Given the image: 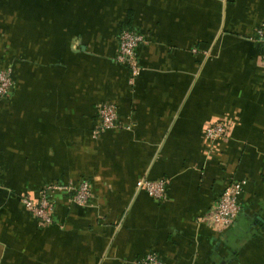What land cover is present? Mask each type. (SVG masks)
<instances>
[{
	"label": "crops",
	"instance_id": "crops-1",
	"mask_svg": "<svg viewBox=\"0 0 264 264\" xmlns=\"http://www.w3.org/2000/svg\"><path fill=\"white\" fill-rule=\"evenodd\" d=\"M264 0H0V264H264ZM144 37L129 83L118 34ZM129 130L94 137L95 109ZM225 121L213 146L204 128ZM230 177L241 214L223 233L206 215ZM88 179L78 206L53 193L45 227L20 202ZM168 181L164 203L138 189Z\"/></svg>",
	"mask_w": 264,
	"mask_h": 264
},
{
	"label": "built area",
	"instance_id": "built-area-1",
	"mask_svg": "<svg viewBox=\"0 0 264 264\" xmlns=\"http://www.w3.org/2000/svg\"><path fill=\"white\" fill-rule=\"evenodd\" d=\"M256 38L264 46V24L256 30ZM144 42L142 34L124 29L118 36V49L116 61L125 64L129 68V83L132 84L138 73V48ZM264 72V57L261 61ZM264 76V74H263ZM12 70L5 68L0 70V100L7 99L12 90ZM97 123L93 130L94 137L121 129L129 130L131 125H124L118 116L117 105L113 102H103L96 106ZM226 122L214 121L210 122L203 130V137L206 142L213 146L225 137ZM245 181L230 177L226 183V187L222 194L217 198L212 208L206 215L208 222L217 230L223 233L231 229L241 214V204L239 201L240 194L243 191ZM168 181L165 179H142L138 183V189L143 190L151 199L156 202L164 203L167 199ZM55 192H63L68 199L78 206H88L91 202L92 187L86 180L77 183H69L66 185L52 184L41 190L36 199L28 196H21L20 202L25 210L31 214L39 226L45 227L52 223V213L54 203L52 194ZM134 264H166L154 251H151L142 259Z\"/></svg>",
	"mask_w": 264,
	"mask_h": 264
},
{
	"label": "trees",
	"instance_id": "trees-1",
	"mask_svg": "<svg viewBox=\"0 0 264 264\" xmlns=\"http://www.w3.org/2000/svg\"><path fill=\"white\" fill-rule=\"evenodd\" d=\"M125 29V28H124ZM124 29H122V30H124ZM122 30L119 32V34L122 32ZM131 30V29H130ZM134 31V30H133ZM119 34H118V36H119ZM117 49H118V47H117ZM116 54H117V52H116ZM116 57V56H115ZM123 65H125V64H123ZM127 66V65H126ZM5 68H8V67H4V66H0V70L1 69H5ZM130 73V72H129ZM7 100V99H6ZM104 102H111V101H104ZM96 123H97V118H96V111H95V126H96ZM82 180H86V181H88L89 183H90V185H91V182L88 180V179H80L79 181H82ZM78 181V182H79ZM91 187H92V185H91ZM21 196H23V194H20L18 197H19V199H20V197ZM25 196V195H24ZM22 204V203H21Z\"/></svg>",
	"mask_w": 264,
	"mask_h": 264
},
{
	"label": "rangeland",
	"instance_id": "rangeland-1",
	"mask_svg": "<svg viewBox=\"0 0 264 264\" xmlns=\"http://www.w3.org/2000/svg\"><path fill=\"white\" fill-rule=\"evenodd\" d=\"M12 82H13V85H14V81H13V78H12ZM13 87V86H12ZM12 91V90H11ZM9 97H10V95L9 96H7V100L9 99ZM103 103V102H102ZM0 176H1V173H0ZM78 182V181H77ZM77 182H74V183H77ZM41 191V190H40ZM40 191H39V193H40ZM38 193V194H39ZM24 196V195H23ZM26 196V195H25ZM91 199H93V194L91 195Z\"/></svg>",
	"mask_w": 264,
	"mask_h": 264
}]
</instances>
